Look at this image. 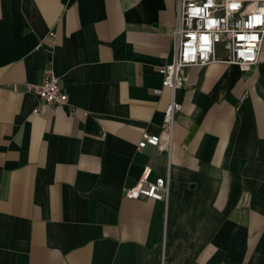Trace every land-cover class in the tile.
I'll use <instances>...</instances> for the list:
<instances>
[{"label":"crops","instance_id":"1","mask_svg":"<svg viewBox=\"0 0 264 264\" xmlns=\"http://www.w3.org/2000/svg\"><path fill=\"white\" fill-rule=\"evenodd\" d=\"M177 1L0 0V264H264V44L250 70L187 68L171 152L138 149ZM50 68L64 106L24 90ZM147 167L167 204L125 197Z\"/></svg>","mask_w":264,"mask_h":264},{"label":"built area","instance_id":"2","mask_svg":"<svg viewBox=\"0 0 264 264\" xmlns=\"http://www.w3.org/2000/svg\"><path fill=\"white\" fill-rule=\"evenodd\" d=\"M177 21L173 29L174 54L172 62L161 68L162 87L154 89L156 95L164 90L171 93L170 105L164 116L161 135L143 136L139 150L151 146L171 152L175 117L183 109L177 102V93L186 82L185 70L208 67L213 63H228L250 70L260 61L264 41V0H178ZM49 37L53 38L54 33ZM222 53L221 56L218 54ZM24 90L36 95L43 103L64 106L68 95L60 78L50 68L45 70L42 83H26ZM18 86L15 87L17 91ZM38 109L34 114L38 115ZM152 169L147 167L138 184L125 190L130 200L146 198L165 202L170 196V177L150 180Z\"/></svg>","mask_w":264,"mask_h":264}]
</instances>
